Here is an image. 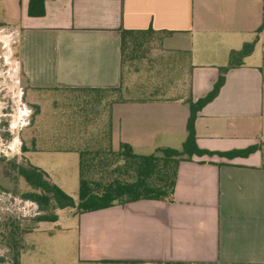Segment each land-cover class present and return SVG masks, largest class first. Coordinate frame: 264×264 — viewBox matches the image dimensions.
<instances>
[{
  "label": "crops",
  "instance_id": "1",
  "mask_svg": "<svg viewBox=\"0 0 264 264\" xmlns=\"http://www.w3.org/2000/svg\"><path fill=\"white\" fill-rule=\"evenodd\" d=\"M27 2L20 18L21 67L27 86L49 95L118 86L121 29L170 32L163 51L186 56V98L193 100L212 88L231 50L256 39L243 65L226 72L217 96L198 112L195 136L199 149L222 153L264 139V30L256 32L262 0H47L41 17L27 16ZM186 98L114 103L111 147L125 143L142 155L179 149ZM52 134L63 137L51 131L46 138ZM49 146L41 152L69 153ZM261 164L258 151L193 155L178 165L173 201L142 199L74 216L69 264H264Z\"/></svg>",
  "mask_w": 264,
  "mask_h": 264
},
{
  "label": "trees",
  "instance_id": "2",
  "mask_svg": "<svg viewBox=\"0 0 264 264\" xmlns=\"http://www.w3.org/2000/svg\"><path fill=\"white\" fill-rule=\"evenodd\" d=\"M47 0H28L26 14L29 17H41L45 14ZM262 8V22L256 32L264 30V0ZM170 32L147 28L143 30H120V73L119 84L105 89H70V91L84 92L83 106L73 107L71 114L56 121L67 125V132L63 137L36 136L30 141V148L21 145V152L38 151L48 143L51 152H75L78 155V189L77 200L62 191L41 168L28 161L0 158L3 188L10 183L13 192L18 193L23 200L35 203L39 214L32 217L33 224L40 222H56L57 210L71 208L73 216L96 211L114 205H124L137 200L173 201V194L177 178V168L181 161L190 160L193 155L212 156L214 154L233 158L248 156L258 151L261 155V166L264 168V139L245 149L229 152H213L199 149L196 145L195 120L198 112L212 101L224 84L225 74L231 68L243 65V60L254 49L256 39L246 42L238 50H231L225 66L219 67V73L212 88L202 97L193 100L185 99L189 107L185 130L186 138L179 149L157 148L148 155L137 154L130 145L120 143L118 149L111 147V107L114 103L134 100H152L154 98H171L149 94L148 98H132L128 83L131 76L138 71V62L149 58L153 50L163 51V40ZM94 92V93H90ZM96 94H101L97 96ZM166 99V100H174ZM35 112L39 111L33 105ZM105 113L102 126L98 122L102 119L99 114ZM22 182L27 190L19 189ZM32 228L20 230L18 225L14 229L5 227L1 232L2 240L9 249V263L20 264L22 250V233ZM3 259L0 258V262Z\"/></svg>",
  "mask_w": 264,
  "mask_h": 264
},
{
  "label": "rangeland",
  "instance_id": "3",
  "mask_svg": "<svg viewBox=\"0 0 264 264\" xmlns=\"http://www.w3.org/2000/svg\"><path fill=\"white\" fill-rule=\"evenodd\" d=\"M23 0H0V158L26 159L30 164L48 170L52 180L68 196L77 200V155L73 152L57 154L38 151L22 153L24 145L37 135L46 136L51 131L65 135L67 125L56 119L71 114V109L83 106L87 94L54 95L30 89L25 80L18 52L21 34L20 18ZM186 56L161 52L155 49L149 58L138 62V71L128 83L132 98H148L149 94L171 98H186L189 90L190 72ZM100 96L101 94H96ZM33 105L39 107L35 112ZM101 113V112H100ZM66 115V116H65ZM105 121V113L99 114ZM41 143L37 147L41 149ZM0 169V183H2ZM19 189H28L22 182ZM71 208L57 210L56 222L33 224L32 217L39 214L35 203L23 200L13 192L10 183L0 187V264L9 263V249L1 232L5 227L32 228L22 233L20 264H69L75 252L76 220Z\"/></svg>",
  "mask_w": 264,
  "mask_h": 264
}]
</instances>
